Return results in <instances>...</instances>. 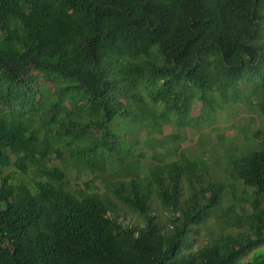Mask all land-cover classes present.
Listing matches in <instances>:
<instances>
[{
  "label": "trees",
  "instance_id": "obj_1",
  "mask_svg": "<svg viewBox=\"0 0 264 264\" xmlns=\"http://www.w3.org/2000/svg\"><path fill=\"white\" fill-rule=\"evenodd\" d=\"M245 101L264 119V0H0V264H264V120L215 170L155 138Z\"/></svg>",
  "mask_w": 264,
  "mask_h": 264
},
{
  "label": "rangeland",
  "instance_id": "obj_2",
  "mask_svg": "<svg viewBox=\"0 0 264 264\" xmlns=\"http://www.w3.org/2000/svg\"><path fill=\"white\" fill-rule=\"evenodd\" d=\"M256 101H254V105L250 106L247 101L240 103H232L230 106L224 110H219L215 108H210L204 103L197 104L193 109V116L197 117L201 113L206 116H211L209 120L211 121H203L202 126L200 128L199 133L204 137V142L202 145H199L198 135L195 134V130L193 128H187L186 130L175 129L174 126H167L163 130V133L157 134L155 138L158 141H162L166 139L167 136H171L173 143L180 145L183 149L188 146L192 149L197 147L199 148V153L202 155L204 161H206L211 170H215L218 162L222 161V164H228V160H235L241 157L242 154L238 151L237 148L242 147L244 145L250 146L253 142H260L259 139H256L254 134L262 129L263 118L260 117L259 111L255 105ZM185 133L187 136V141L184 142L183 134ZM206 141V142H205ZM232 145L230 146V144ZM231 149H234L233 151ZM260 149V148H259ZM256 149V150H259ZM255 151V150H253ZM57 160H54V163ZM146 160L142 161L143 168H148V163ZM93 176L89 175L86 171L81 173L79 177V183H86L92 179ZM226 178L229 179V176ZM74 186V185H73ZM83 187V186H82ZM241 190V188L239 187ZM242 191H239L238 194H241ZM229 204H225V208L228 207ZM235 208L233 214L230 213L228 217L224 219L216 220L214 217H211L207 223V226L210 228H215L217 232H224L226 229L233 228L232 219L235 218L236 213L240 211L241 204L235 203ZM246 211L248 214L252 213L251 207L247 205ZM159 213L162 216L167 214L162 208L158 209ZM122 219L126 224L129 225H142L141 219L131 213L130 211L124 209L122 212ZM205 234L206 231L203 230L197 236H192V246L194 250L199 249L205 243ZM256 252L264 253V247L258 249ZM253 254H250L247 258L243 260V263H247Z\"/></svg>",
  "mask_w": 264,
  "mask_h": 264
}]
</instances>
